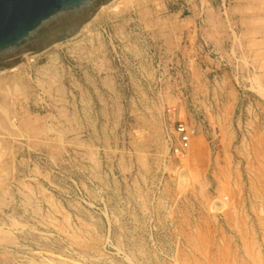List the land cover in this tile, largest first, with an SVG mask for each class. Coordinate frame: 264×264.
Here are the masks:
<instances>
[{"label":"rangeland","instance_id":"obj_1","mask_svg":"<svg viewBox=\"0 0 264 264\" xmlns=\"http://www.w3.org/2000/svg\"><path fill=\"white\" fill-rule=\"evenodd\" d=\"M250 1L117 0L0 73V264H264Z\"/></svg>","mask_w":264,"mask_h":264},{"label":"water","instance_id":"obj_2","mask_svg":"<svg viewBox=\"0 0 264 264\" xmlns=\"http://www.w3.org/2000/svg\"><path fill=\"white\" fill-rule=\"evenodd\" d=\"M117 0H0V73L80 35Z\"/></svg>","mask_w":264,"mask_h":264},{"label":"crops","instance_id":"obj_3","mask_svg":"<svg viewBox=\"0 0 264 264\" xmlns=\"http://www.w3.org/2000/svg\"><path fill=\"white\" fill-rule=\"evenodd\" d=\"M253 1V0H252ZM248 3L246 8L249 16L244 21L243 34L245 35L244 40H250L252 42V47L248 48L247 51L250 52L251 56L258 59V64L256 65L258 69V74L262 76L264 80V0H257V9L255 10L254 5ZM243 9V10H244ZM245 11H242V14ZM255 13L256 15H253ZM248 43V42H247ZM3 96L0 94V101ZM1 103V102H0Z\"/></svg>","mask_w":264,"mask_h":264},{"label":"built area","instance_id":"obj_4","mask_svg":"<svg viewBox=\"0 0 264 264\" xmlns=\"http://www.w3.org/2000/svg\"><path fill=\"white\" fill-rule=\"evenodd\" d=\"M177 135L182 138L179 146L176 148V154L182 156L190 147L189 135L190 131L184 124H179L176 128Z\"/></svg>","mask_w":264,"mask_h":264},{"label":"bare ground","instance_id":"obj_5","mask_svg":"<svg viewBox=\"0 0 264 264\" xmlns=\"http://www.w3.org/2000/svg\"><path fill=\"white\" fill-rule=\"evenodd\" d=\"M105 8V7H104ZM103 8V9H104ZM49 76V75H48ZM38 86V85H37ZM91 120V119H90ZM168 134V133H167ZM204 163V162H203ZM81 231V230H80ZM258 236V235H257ZM257 247V246H256ZM259 254V253H258ZM252 257V256H251ZM243 259V258H242ZM255 259H256V257H255ZM47 260V259H46ZM234 260V259H233ZM253 261H255V260H253ZM255 263V262H254ZM257 264V263H256Z\"/></svg>","mask_w":264,"mask_h":264}]
</instances>
